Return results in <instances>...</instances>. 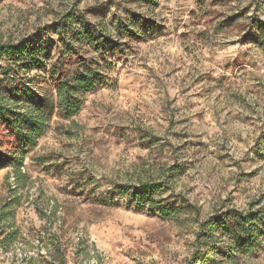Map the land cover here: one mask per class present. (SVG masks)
<instances>
[{
  "label": "rangeland",
  "instance_id": "1",
  "mask_svg": "<svg viewBox=\"0 0 264 264\" xmlns=\"http://www.w3.org/2000/svg\"><path fill=\"white\" fill-rule=\"evenodd\" d=\"M67 13L106 28L120 49L74 44L102 84L77 115L54 116L26 156L19 239L0 244V264H49L40 231L45 244L48 232L61 237L67 264H191L202 222L264 209V49L249 40L253 0H2L0 40L17 43ZM132 15L142 41L119 34ZM172 166L181 173L168 186L198 211L181 225L90 195L164 182ZM12 180L13 167L0 170V205ZM237 259L264 264V240ZM198 264L228 263L213 254Z\"/></svg>",
  "mask_w": 264,
  "mask_h": 264
},
{
  "label": "trees",
  "instance_id": "2",
  "mask_svg": "<svg viewBox=\"0 0 264 264\" xmlns=\"http://www.w3.org/2000/svg\"><path fill=\"white\" fill-rule=\"evenodd\" d=\"M253 3L255 17L248 24L249 40L264 49V19L258 16L259 12L264 16V0H253ZM131 17V26H120L119 34L124 31V35L136 41L144 40L137 31L130 30L129 27L140 24L136 16ZM49 30L56 33L58 41L48 37ZM106 33V28L99 29L85 17L67 13L60 21L17 43L0 40V170L13 167V180L8 183L11 193L0 205V244L4 250L19 239L13 225L16 209L21 205L20 190L30 181L22 172L26 156L48 134L54 116L61 120L71 119L78 114L84 96L102 84V75L74 50V44L87 43L102 55L107 49L119 50L118 45L111 44ZM54 51L57 56H53ZM34 72L44 76L31 75ZM40 163H44L43 160ZM178 169L176 166L167 169L166 182H142L134 186L114 184L110 192L101 193L95 189L90 195L94 203L102 206L108 204L107 194L112 201L124 200L126 207L137 211L148 209L164 220L181 225L198 211L183 196L175 195L167 184L168 180L180 175ZM86 179L93 183L90 176ZM45 237L48 244L41 231L37 240L45 246L48 263L67 264V247L62 244L61 237L50 232ZM260 239L264 240V209L256 213L228 210L200 224L196 237L198 246L191 264L205 262L213 254L220 255L228 264H239L237 256L252 251ZM218 241L222 244L218 245Z\"/></svg>",
  "mask_w": 264,
  "mask_h": 264
}]
</instances>
